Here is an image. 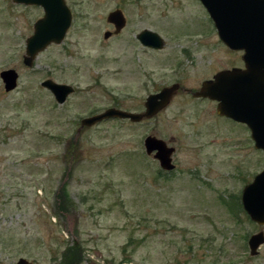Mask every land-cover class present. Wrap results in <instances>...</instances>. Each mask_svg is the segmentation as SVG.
I'll use <instances>...</instances> for the list:
<instances>
[{"label":"rangeland","instance_id":"obj_1","mask_svg":"<svg viewBox=\"0 0 264 264\" xmlns=\"http://www.w3.org/2000/svg\"><path fill=\"white\" fill-rule=\"evenodd\" d=\"M65 1L63 40L27 66L40 11L0 0V71L18 74L9 91L0 77V264H60L72 245L79 264H264V242L253 255L247 244L264 225L241 202L264 151L213 102L178 91L149 119L79 129L107 107L141 112L148 93L173 83L199 90L240 65V52L223 45L199 0ZM116 7L126 25L104 39ZM143 29L160 35V50L140 44ZM45 78L74 90L58 103ZM147 135L173 148L171 171L145 153Z\"/></svg>","mask_w":264,"mask_h":264},{"label":"water","instance_id":"obj_2","mask_svg":"<svg viewBox=\"0 0 264 264\" xmlns=\"http://www.w3.org/2000/svg\"><path fill=\"white\" fill-rule=\"evenodd\" d=\"M18 3L39 5L43 15L33 24L32 33L25 39L23 63L32 66L36 55L49 44H59L72 20L70 8L65 0H13ZM208 12L217 31L218 38L232 50H244L245 68L233 67L220 70L213 78L202 82L195 96L216 100L217 112L237 122L247 125L256 148L264 151V0H199ZM107 21L115 25L114 33L125 25V17L120 9L112 10ZM110 32H105L108 37ZM137 38L146 46L159 49L163 46L160 35L150 29H143ZM5 90H12L17 84V72L4 69L0 72ZM41 85L51 91L58 103L64 102L74 90L67 83H59L50 78ZM180 87L173 83L162 87L156 93H150L144 101V110L131 112L115 107H108L102 112L81 120L80 128L109 117L127 118L133 122L150 118L165 107ZM78 129V131H79ZM147 153L155 150L154 157L162 169L174 167L171 162L172 147L154 136L144 139ZM241 202L249 218L264 225V169L245 185ZM264 242V232L257 231L249 236L247 244L251 255L257 252ZM17 264H28L19 258Z\"/></svg>","mask_w":264,"mask_h":264},{"label":"flooded vegetation","instance_id":"obj_3","mask_svg":"<svg viewBox=\"0 0 264 264\" xmlns=\"http://www.w3.org/2000/svg\"><path fill=\"white\" fill-rule=\"evenodd\" d=\"M66 2V1H65ZM13 3H14V5L15 4H17V5H22V6H24V7H35V8H37L39 11H40V15L39 16H37L36 18H35V20H34V22L37 20V19H39L42 15H43V9H42V7L41 6H39V5H34V4H25V3H18V2H14L13 1ZM115 9H120V8H118V7H116V8H114V9H112V10H115ZM112 10H110V11H112ZM121 10V9H120ZM110 11H108V13L110 12ZM122 11V10H121ZM108 13H107V15H108ZM72 14V13H71ZM107 15H106V21H107ZM124 15V14H123ZM125 17V16H124ZM34 22L32 23V31H33V24H34ZM108 22V21H107ZM108 24H109V26H110V28H111V30H109V29H106V31H104L103 32V38L104 39H109V38H112V37H115V36H118L120 33H121V31L123 30V28L125 27V25H126V17H125V25L119 30V32H117V33H114V31H115V25L113 24V23H111V22H108ZM142 31V30H141ZM141 31H139L138 33H140ZM105 32H110V34H109V36L108 37H104V33ZM138 33L136 34V38H137V35H138ZM138 39V38H137ZM138 41L140 42V44L141 45H143V47L145 48V49H149V50H155V51H157V50H160L161 48H159V49H155V48H151V47H149V46H146V45H144L143 43H141V41L138 39ZM222 42V41H221ZM223 45L230 51H232V49H229L224 43H223ZM233 51H236V50H233ZM237 52H240L239 53V55H240V65H236V66H232V68L233 67H238V68H241V69H244L245 68V61H244V58H243V55H244V50H237ZM22 60H23V58H22ZM33 65H34V62H33ZM32 65V66H33ZM13 69V68H12ZM218 71H220V70H218ZM218 71H216L215 73H217ZM214 73V74H215ZM214 74L212 75V77L214 76ZM212 77H210V78H206V79H204L203 81H205V80H209V79H211ZM45 79H48V78H45ZM45 79H43V80H45ZM51 79V78H50ZM42 80V81H43ZM53 80V79H52ZM41 81V82H42ZM202 81V82H203ZM41 82H40V85H41ZM42 86V85H41ZM44 89H46V90H48L47 88H45L44 86H42ZM201 87V86H200ZM162 89V88H161ZM160 89V90H161ZM200 89V88H199ZM50 93H51V91L50 90H48ZM178 91H180L181 93H184L185 95H190V96H192V98H194L195 100L197 99V100H205V101H211V102H213L214 104H215V114L216 115H218L220 118H226V119H228V120H231L232 122H234V123H236V124H239V125H241L242 127H244V129L246 128V129H248V131H249V142H250V145H252L253 146V148L255 149V150H261L260 148H256L255 147V145H254V141H253V139L251 138V134H250V130H249V128L247 127V125L246 124H244V123H241V122H237V121H235V120H233V119H231V118H229V117H227V116H225V115H221V114H219L218 112H217V104H218V102L216 101V100H213V99H210V98H208V97H203V96H195L193 93H195V92H197L198 90H196V91H192V89H190V88H186V87H184L183 85H181L178 89H177V91L176 92H178ZM158 92V91H157ZM154 93H156V92H154ZM52 94V93H51ZM148 94H150V93H148ZM52 96H53V94H52ZM53 98H54V96H53ZM67 98V97H66ZM66 100V99H65ZM111 107H113V106H111ZM108 108V107H107ZM106 109V108H105ZM102 112V111H101ZM158 112V111H157ZM97 114V113H96ZM156 114V113H155ZM154 114V115H155ZM92 115H94V114H92ZM92 115H89V116H92ZM153 115V116H154ZM152 116V117H153ZM85 117H88V116H85ZM85 117H82L81 119H80V123H81V120L83 119V118H85ZM107 119H122V120H129V119H127V118H117V117H109V118H105V119H103V120H101V121H104V120H107ZM144 119H149V118H143L142 120H144ZM142 120H140V121H142ZM101 121H98V122H95L94 124H96V123H99V122H101ZM130 122H133V121H131V120H129ZM137 122H139V121H137ZM94 124H92V125H94ZM91 126V125H90ZM147 136H153V135H147ZM146 136V137H147ZM145 137V138H146ZM144 138V139H145ZM156 138V137H155ZM143 146H144V140H143ZM144 150H145V153L147 154V155H149V156H151V157H153L156 161H157V163H158V165H159V162H158V160L153 156L154 155V153H155V150H153L151 153H147L146 152V149H145V146H144ZM171 162L173 163V160H172V158H171ZM173 165H174V163H173ZM159 167H160V165H159ZM174 167H175V165H174ZM173 167V168H174ZM161 168V167H160ZM172 168V169H173ZM162 169V168H161ZM172 169H170V170H165V169H162V170H164V171H171ZM261 171V170H260ZM259 171V172H260ZM258 172V173H259ZM256 175V174H255Z\"/></svg>","mask_w":264,"mask_h":264},{"label":"trees","instance_id":"obj_4","mask_svg":"<svg viewBox=\"0 0 264 264\" xmlns=\"http://www.w3.org/2000/svg\"><path fill=\"white\" fill-rule=\"evenodd\" d=\"M67 252L60 264H79L81 258L80 248L77 245H72Z\"/></svg>","mask_w":264,"mask_h":264}]
</instances>
